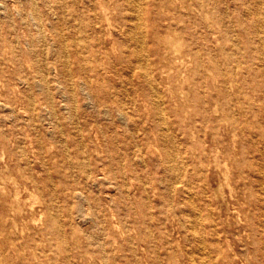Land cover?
<instances>
[{
	"label": "bare ground",
	"instance_id": "obj_1",
	"mask_svg": "<svg viewBox=\"0 0 264 264\" xmlns=\"http://www.w3.org/2000/svg\"><path fill=\"white\" fill-rule=\"evenodd\" d=\"M18 2L0 0V78L17 80L0 90V264H264V0H48L42 48ZM22 54L49 110L61 94L72 118L103 115L114 143L99 128L93 154L82 133L69 147L60 122L46 137L32 87L17 110Z\"/></svg>",
	"mask_w": 264,
	"mask_h": 264
},
{
	"label": "rangeland",
	"instance_id": "obj_2",
	"mask_svg": "<svg viewBox=\"0 0 264 264\" xmlns=\"http://www.w3.org/2000/svg\"><path fill=\"white\" fill-rule=\"evenodd\" d=\"M62 1L63 3H66L69 5V9L71 11H76L75 8L77 5L73 3V2H76V0H62ZM9 2L12 3V0H9ZM47 2L48 0H31V5H30V1L20 0V2L17 3L20 11H22V13H26L27 16L29 15V18L31 21V37H34L35 43H37L40 48L43 47L42 46L43 43L38 41L39 38H43L45 41L44 43H47V45L48 43H52V41L56 39V37L50 31L49 18H48L50 16L51 10H54V6H51V9H49V7L47 6ZM32 3L35 5L34 8L32 6ZM53 3L55 5V0H53ZM38 14L40 16V21L42 24L40 23L39 19L34 18V16H37ZM59 15H60L59 12L53 13L50 16V19L53 18L54 20H56L59 18ZM20 21L22 22V19H20ZM41 25H42V28H41ZM63 29L64 31L66 30V25L65 26L63 25ZM22 30L23 28H20L21 33H22ZM82 34H83L82 37H84V40L86 38L87 42L90 43V45H92V39L88 37L89 31H86V32L84 31ZM106 44L107 45L105 47H102L101 49L103 51L104 50L111 51L112 49L110 47V44L109 43H106ZM90 50H92V46L90 47ZM41 52H42V49H41ZM102 57L106 61L105 54H103ZM20 59H21V62L23 63V70L26 71V74L30 78V85L23 84L20 87L18 86L14 87L10 95L11 96L10 103H12L17 108V110H19L20 90H23V89L28 90L30 87H32L33 91L35 92L37 111L38 112L40 111L43 113L42 114L43 120H41V124H42L43 131L46 133V137H47V132L49 133L50 131L57 129V126H58L57 122H60L61 127L64 129V137L67 139L66 144L69 147L76 146L75 137L78 136L80 133H82L84 134V138L86 139L87 148L90 154L94 153L93 147L100 148L101 143L103 142L101 140L104 138L101 134L102 131H100L99 128H101L103 131H106L108 138L112 139L113 133L110 129L107 128V125L105 123H107L108 121H106L107 119L103 115L102 117L99 118V120L101 121L100 125L96 124V120L94 118H91L90 116L87 118V122L85 123L83 122L82 117L77 116V118H72L73 115L71 116L69 112V106H68L69 102L68 100H65L64 97L61 96V94L55 96V99H54L55 111L53 109L49 110V107L51 106L48 104V102H46L43 98L40 99L39 97V96H42V93H40L41 90H39V88L41 89V85L39 82L38 74L33 67L34 62H35L33 57L31 56V69H28V66L26 65V62H25L26 57L24 54L20 56ZM90 72L91 71H89V73ZM50 78L52 82V77L50 76ZM5 80L0 78V90L5 88V82L13 84L15 81H17L13 79H5ZM51 84L52 86L56 87L59 84V82L55 81V83H51ZM106 87H107V84H106ZM98 89L101 90L100 88ZM99 93L102 94V92H99ZM1 101H4V99H2ZM47 104L49 106H47ZM46 137H45V142H48V138ZM96 137H99V140H100L99 142H96L95 140ZM0 140H2L1 131H0ZM112 143H114L113 139L111 140L109 144L111 145ZM0 152H1V147H0ZM90 159H91V162L95 161L93 155L90 156ZM209 182L212 183L211 177L209 178L207 187H206V189L208 190V193H211V186ZM179 196L181 197V195L179 194L176 195L175 199H177ZM84 227L88 228L89 225H84ZM80 233L83 234V231H80ZM114 233H115V236L117 237L118 243H123L124 239H123V236L120 234V231L115 230ZM83 241L85 243L86 240L82 238L81 244H83ZM117 255L121 256L122 253L119 251L117 252Z\"/></svg>",
	"mask_w": 264,
	"mask_h": 264
}]
</instances>
